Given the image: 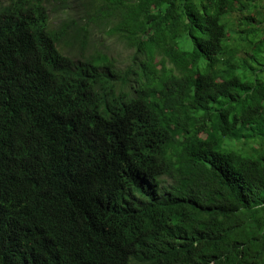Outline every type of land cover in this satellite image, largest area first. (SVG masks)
<instances>
[{
    "label": "trees",
    "instance_id": "trees-1",
    "mask_svg": "<svg viewBox=\"0 0 264 264\" xmlns=\"http://www.w3.org/2000/svg\"><path fill=\"white\" fill-rule=\"evenodd\" d=\"M261 3L0 8V264H264Z\"/></svg>",
    "mask_w": 264,
    "mask_h": 264
},
{
    "label": "rangeland",
    "instance_id": "rangeland-1",
    "mask_svg": "<svg viewBox=\"0 0 264 264\" xmlns=\"http://www.w3.org/2000/svg\"><path fill=\"white\" fill-rule=\"evenodd\" d=\"M4 1H6V0H4ZM261 2H262L261 5L263 6V9L262 10H264V0H261ZM71 5H72V9L70 11H67L68 14L70 16H78V15H81L80 8L78 6H75L73 3H71ZM65 18H66V15L64 14V12H60V13H57L56 16H53V19L52 20H53V23L56 24V26H57ZM223 21H225V20L223 19ZM232 29H233V31L235 30V28H232ZM91 34L94 36L93 28H92ZM111 44L112 43H110V51H108L107 49L104 48V46L102 45V43L99 42L98 40L93 42V46H95V47H97L99 49H104L106 52H109V53L112 52L115 48H117V59H118L119 63L121 65L122 64H127V61H126L127 58L134 51L133 50H128V49H126L124 47H121V46H112L111 47ZM241 55H245L244 50L241 52Z\"/></svg>",
    "mask_w": 264,
    "mask_h": 264
},
{
    "label": "clouds",
    "instance_id": "clouds-1",
    "mask_svg": "<svg viewBox=\"0 0 264 264\" xmlns=\"http://www.w3.org/2000/svg\"><path fill=\"white\" fill-rule=\"evenodd\" d=\"M0 8L1 9H6L10 7V0H0ZM53 16H51V18H49L48 24H46V30L51 34L54 35V31L57 30L58 28H60V25L62 24V21L56 26V24L53 23ZM3 24L4 25H10L12 24V19H4L3 20ZM67 29H68V38L70 39H75L76 33L74 28H72L71 26L67 25ZM10 30V29H9ZM61 50V48H60ZM62 53H64V55L66 54L67 51L61 50ZM86 172V169H78L76 171V180L78 181L83 174Z\"/></svg>",
    "mask_w": 264,
    "mask_h": 264
},
{
    "label": "crops",
    "instance_id": "crops-1",
    "mask_svg": "<svg viewBox=\"0 0 264 264\" xmlns=\"http://www.w3.org/2000/svg\"><path fill=\"white\" fill-rule=\"evenodd\" d=\"M264 12V10H262Z\"/></svg>",
    "mask_w": 264,
    "mask_h": 264
},
{
    "label": "bare ground",
    "instance_id": "bare-ground-1",
    "mask_svg": "<svg viewBox=\"0 0 264 264\" xmlns=\"http://www.w3.org/2000/svg\"><path fill=\"white\" fill-rule=\"evenodd\" d=\"M96 41V40H95Z\"/></svg>",
    "mask_w": 264,
    "mask_h": 264
}]
</instances>
